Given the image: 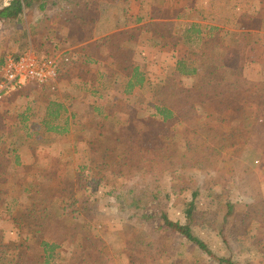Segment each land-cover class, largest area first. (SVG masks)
<instances>
[{"label": "rangeland", "instance_id": "obj_1", "mask_svg": "<svg viewBox=\"0 0 264 264\" xmlns=\"http://www.w3.org/2000/svg\"><path fill=\"white\" fill-rule=\"evenodd\" d=\"M8 1L10 0H0V6ZM94 1L99 8L98 2ZM99 2H106V0H99ZM240 2L241 0H213V2L212 0H112V2H106L108 8L114 13L115 5L123 8L130 5L128 11L133 17L144 14L142 17L145 16L148 19L151 10H156L155 19L161 20L158 24L162 26L163 22H167L169 28L161 33L162 39L157 45H154L152 41L149 49L141 50L142 53L138 56L136 63L142 65L143 62L149 61L146 68L148 84L146 90L132 96H124L120 91L105 93L100 89L93 90L94 87L96 88L98 67L85 63L86 58L78 49L66 47L68 42L65 43L64 40L67 33H57V25L54 21L57 18V7L44 14L36 11L28 12L27 22L32 24L34 20L41 19L42 25L45 23L44 31L49 27L48 24L53 22L52 29L56 31L54 36L48 35L50 40H47L44 49L49 56L57 57L64 53L70 60L68 67L54 81L57 85L58 98L65 103L70 112H74V106L81 102L100 108L101 112L111 119L115 115L111 124L119 126L117 128L121 130H129L134 137L127 148V151H132L137 142V136L152 125L149 114L153 106L164 107L174 113L181 112L184 103L182 96L178 94V88L187 89L200 84V80L206 78L211 84L202 89V94L206 95L205 97L222 99L229 95L230 88L234 91L242 90L245 86L255 89L258 87L254 86L257 82L262 83L264 67L261 63L264 62V46L257 43L251 44L254 42H250L252 40L250 31L264 33V0H249L253 18L251 25L241 27L244 29L243 34L247 41L242 44L241 51H237L236 45L231 43L226 32L230 33L229 30L234 29L233 24L236 21L233 14L236 12L233 9L238 7ZM202 5L205 6L204 10L201 9ZM214 8H216V15ZM139 9L142 12L138 14ZM186 19L190 21L194 19L202 24L214 26L222 24L227 47L222 43L215 46H212L211 42L207 43L200 54L198 74L189 78L182 77V81L179 82L181 84L173 86L169 80L172 78L170 73L174 69L173 66L177 60L189 58L187 49L178 42L182 26L187 23ZM2 26L3 23H0V28ZM158 27L155 23L154 29ZM50 29L49 27L48 30ZM141 38L145 39L144 36ZM14 53V51L7 52L5 56L14 55ZM133 53L132 41L123 51V55ZM144 53L150 56L146 60L141 59ZM102 62L105 66L110 64L107 56ZM71 68L74 69L72 78L69 75ZM65 81L67 82L64 84ZM73 81L77 84L74 83L71 86ZM79 82H85L89 86L85 83L78 86ZM262 87L264 92V86ZM66 97L73 98V100L67 98L70 104ZM247 101L236 108L234 125L229 134L225 132L217 136L203 134L197 124L201 117H195L182 132L185 134L183 138L188 139L189 143L182 141L179 142V146L189 166L186 171L192 173L182 177L180 184L176 181L179 177L172 175L175 174V168L168 160L152 161V165L157 168V177L155 184H150V188L155 192L156 198L147 211L131 207L129 200H117L108 196L111 191V187L108 186L87 189L84 195H76V198H79V205L91 212L93 218L90 225L95 234L104 240L115 264H128L126 258L119 255L117 251L125 229L131 233L142 232L151 240L169 247V254L175 257L176 264H187L188 258L193 256L191 252L201 253L198 248L185 245L183 236L173 235L169 230L159 227L161 213L170 221L184 225L183 209L185 204L192 200L194 190L199 195L195 225L192 226L194 234L202 239L217 256H230L235 263L239 264H264V98L258 99L252 95ZM25 103V99L21 97L12 107H23ZM194 103L197 104L200 101L194 100ZM1 110L2 104H0ZM39 119L37 116L33 118L31 138L17 137L7 140V144L10 147L11 143L13 148L19 150L20 163L30 168V175L37 177L36 181L41 182L42 189H48L49 186L44 178L41 180L40 168L46 173L44 176H48L51 182L49 184L53 185L57 184L58 180L67 182L71 179L70 182H72L79 172L77 169L81 167L97 171L110 182L115 181L114 174H121L122 178L128 177V173L123 168L102 163L98 152L88 149L84 142L80 141L84 138L88 116L82 117L81 125L70 126V134L67 138L44 133ZM174 124L176 123L172 125ZM176 127L175 133L179 131L178 126ZM3 129L0 125V131ZM113 150L114 153L121 154L126 151V146L119 143L113 144ZM58 153L59 156H57ZM58 167L61 169H57ZM3 180L5 179H0V186H6L7 189L0 188V231L4 243L9 245L19 240L11 221L6 220L2 213L6 205L14 206L17 198H19V202L16 203L17 208L24 209L26 199L21 195V187L15 189L14 183L10 180L4 185ZM147 184L148 182L145 185ZM117 188L120 186L117 185ZM198 212L199 215H197ZM86 214L88 213H85V216ZM171 255L168 256L171 257ZM203 257H205L204 254Z\"/></svg>", "mask_w": 264, "mask_h": 264}, {"label": "trees", "instance_id": "obj_2", "mask_svg": "<svg viewBox=\"0 0 264 264\" xmlns=\"http://www.w3.org/2000/svg\"><path fill=\"white\" fill-rule=\"evenodd\" d=\"M54 7H57V18L52 17L55 18L57 33L70 31L64 40L65 43L69 42V47L93 40L95 24L100 15L94 0H10L0 6V22L5 23L7 27L13 25L21 35L19 39L21 43L18 44L19 53L14 54L15 56L18 57L29 48H34L41 58L52 57L46 53L44 45L50 40L48 35L54 36L56 31L52 29L54 23L52 22L53 25L49 23L51 29L48 30V27L44 31L45 23L42 25L41 19H38L33 26L28 24L27 14L30 11L44 14ZM155 11L152 10L149 14L150 19L155 18ZM143 19L137 17L130 24H139ZM185 22L187 23L182 26L178 42L187 49L189 58L176 61L170 73L172 78H169L173 86L180 85L182 77L189 78L198 74L200 54L207 43L211 42V45L215 46L223 44L224 41L221 35L222 29L217 26L202 24L194 19L191 21L186 19ZM166 23L163 22L162 26L157 24V27H160L155 33V40L162 37L161 33L169 29ZM125 34V32H115L107 40L111 45L118 41L123 43ZM72 37L73 39H69ZM2 61L3 59L0 64ZM69 64L68 59L66 66L68 67ZM117 64L118 68L113 78L119 82L121 94L132 96L146 90L148 83L143 81L144 78L133 60L122 57ZM262 79V83L257 82L254 85L258 86L255 89L245 86L242 90L234 91L230 88L229 95L222 99L205 97L206 95L202 94V89L211 84L206 78L200 80L201 85L187 89L178 88V94L182 96L184 103L181 112L174 113L167 108L153 106L149 114L152 125L137 136L132 151H127V148L134 137L129 130H121L117 128L119 126L111 124L115 115L111 119L102 113L100 108L81 102L76 105L74 103V112H70L65 103L58 98L55 80L43 85H27L0 101L2 104L0 125L1 129L6 128L0 131V179H5L2 181L4 185L10 180L14 183L15 189L21 187V195L26 199L24 209L17 208L16 203L19 202V198L14 202V206L6 205L4 208L2 215L6 220L11 221L19 241L9 245L4 243L0 231V264H115L104 240L95 234L90 225L93 218L91 212L79 205V198L77 199L76 195H84L87 189L108 186L111 187L108 196L117 200H129L131 207L147 211L156 198L155 192L150 188V184H155L157 177V168L152 165V161L168 160L175 168V174L172 175L179 177L176 181L180 184L182 177L192 173L186 171L189 166L179 146V142L182 141L189 143L188 139L183 138L185 134L182 132L195 117H201L197 124L203 134L207 136H217L221 132L229 134L239 104L248 102L252 95L258 99L264 98L262 91L264 77ZM104 89L103 86L102 91ZM21 97L26 101L23 107H12L11 104ZM67 98L73 100L71 97H66V100ZM194 100L200 103L195 104ZM67 102L70 104L68 100ZM84 115L88 116L84 138L75 139L83 141L88 149L98 152L102 163L123 168L128 173V177L122 178L121 174H114L115 181L110 182L97 171L81 167L77 169L79 172L72 182L71 179L67 182L58 180L57 184L53 185L49 184L51 182L48 176L45 177L46 173L40 168L41 180L44 178L49 186L48 189H42L41 182L36 181L37 177L30 175V168L20 163L19 150L13 148L10 141H8L9 147L7 140L17 137L31 138L33 136L31 124L34 123L33 118L36 116L40 118L39 124L44 133L67 138L70 134V126L81 125ZM173 123L176 124L172 125ZM176 126L179 128L177 133H175ZM117 143L126 146L124 153H114L113 144ZM59 155L58 153L57 156ZM147 182L148 184L145 185ZM117 185L120 188H117ZM5 187L0 186L3 190L7 189ZM198 196V192L194 190L192 200L185 204L184 225L170 221L161 213L159 227L169 230L173 235L183 236L185 245L199 249L201 253H190L193 256L188 258L187 264H239L230 256H217L194 234L192 226L195 225V213L199 207ZM85 213L88 214L85 216ZM117 251L126 258L128 264H176L175 257L169 254V247L151 240L142 232L131 233L125 229Z\"/></svg>", "mask_w": 264, "mask_h": 264}, {"label": "crops", "instance_id": "obj_3", "mask_svg": "<svg viewBox=\"0 0 264 264\" xmlns=\"http://www.w3.org/2000/svg\"><path fill=\"white\" fill-rule=\"evenodd\" d=\"M96 2H98V4L100 5L99 7L100 15L97 20V23L95 24L96 29L94 30V33H93V37H94L93 40L87 43H81L79 45H74L70 47L68 46L69 42L66 45L67 48L78 49V51H80V53L83 56H85L86 58L85 63L93 64L98 67L97 79L95 81L96 88L94 87L93 90L100 89L101 92H105V93L109 91H112V92L119 91L120 84L118 81L114 80L113 74L116 73L117 71L116 69L118 68L117 62L122 57L133 60L134 65L139 68V72H141L144 78L143 81L148 82L146 68L149 65V61L143 62L142 65L136 62H137L138 56L142 53L141 50H143V48L149 49L151 47L150 43H152V41L154 42V45H157L159 41H161L162 39L161 37L157 40H155L154 38L155 33L157 32V29L156 30L154 29V25L156 23V27H157V24L161 20H156L155 18L150 19L149 16L147 19V17L144 16V19L141 23L130 24L131 21H133L137 17L143 18L142 15L144 14H140V16L138 15L137 17L131 16L128 11L130 10V7H129L130 5L126 6L125 8L115 5L116 12L114 13L112 12V10L108 8L107 6L108 3H106V2H112V0H106V2H99V0H96ZM134 4L136 5L137 3L134 1ZM204 7L205 6L202 5L201 9L204 10ZM214 11L216 15V8H214ZM233 11L236 12L235 14H233V17L235 18V21H236L233 24L234 29H230L229 30L230 33L229 32H226V33H228L229 39H231V43L235 44L236 47L238 48V49L236 48V50L241 51L242 44L245 41H247L243 34L245 33L244 29H241V27H247L248 25H251L250 23L253 18V14L251 10V3L249 2V0H241L238 7H235ZM141 12H142L141 9H139L138 14ZM151 13H152V10H151ZM34 22L35 20L32 22V24H30L31 22L29 24L33 26ZM0 23H3V22H0ZM127 24L129 25L125 27ZM216 26L222 29L221 35H222V39L224 40L223 46L227 47L226 46L227 40L225 38L226 35H225L223 25L219 23V24H216ZM42 32L44 31L42 30ZM115 32H123V33L125 32L126 33L123 36L124 37L123 43L121 41H118L114 45L109 44V40L107 39L110 37V35H112ZM66 33L69 35L70 31L68 30L64 32L63 34H66ZM94 34L97 37H95ZM250 34L252 35L251 36L252 40L250 42H254V43H251L252 45L257 43V44H261L264 46V33L252 32L251 30ZM142 36H144L145 39L141 38ZM20 37L21 35L16 31L13 25L7 27L5 23H3L2 28H0V62L7 52L14 51L15 52L14 54L19 53V48H20L19 45L21 43V40L19 41ZM48 38L50 37L48 36ZM38 40L39 39L37 37V41ZM132 41H133L134 53L131 55H123V51L128 47V45ZM110 46L111 48H109ZM105 56H107V60H109L110 62V64H107V66L104 65V62H102ZM147 57H150V56L144 53L141 59L146 60ZM261 66L264 67V62L261 63ZM73 71L74 69L72 68L69 70V75L71 78L73 76ZM66 82L67 81H65L64 84ZM74 83L77 84L76 81L75 82L73 81L71 83V86H73ZM84 83L85 82H79L78 86ZM85 84L89 86L87 83ZM103 86L105 87V89L102 91ZM14 102L11 105H13Z\"/></svg>", "mask_w": 264, "mask_h": 264}, {"label": "built area", "instance_id": "obj_4", "mask_svg": "<svg viewBox=\"0 0 264 264\" xmlns=\"http://www.w3.org/2000/svg\"><path fill=\"white\" fill-rule=\"evenodd\" d=\"M68 58L62 54L43 59L34 48L20 56L6 55L0 64V101L30 84H48L64 72Z\"/></svg>", "mask_w": 264, "mask_h": 264}]
</instances>
